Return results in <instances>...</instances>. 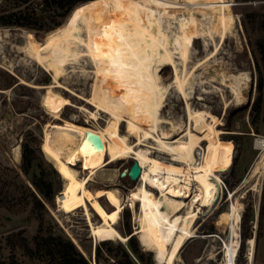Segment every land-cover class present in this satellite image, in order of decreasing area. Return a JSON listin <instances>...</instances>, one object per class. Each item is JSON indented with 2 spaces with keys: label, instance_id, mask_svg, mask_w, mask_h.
<instances>
[{
  "label": "rangeland",
  "instance_id": "374dc122",
  "mask_svg": "<svg viewBox=\"0 0 264 264\" xmlns=\"http://www.w3.org/2000/svg\"><path fill=\"white\" fill-rule=\"evenodd\" d=\"M98 1L99 4L77 6V10L75 8L68 18L78 16L83 20L82 18L97 13L106 15L110 7L109 1ZM118 1L123 2L124 0ZM229 1L232 4L234 23L232 32H229L226 40L220 45L219 54L209 58L207 62L205 61L207 55L214 50L215 43L219 42L218 36H215V42L209 38V41H206L204 37L195 38L188 70L191 71L201 61L205 62L195 72L194 79H197L198 84H195L191 89L193 91L189 89L193 96V106L197 113L198 123H194L193 132L202 134L213 127L224 131L221 137L234 143L233 164H235H232L230 169L219 173L222 183L219 184L216 199L209 206H203L197 214L192 226L194 237L187 240L176 264H224L226 243L232 241L230 212L232 204L237 202L242 205L243 210L241 211L240 242L236 264H247L249 240H254L255 245L252 264H264V220L260 218L264 201V175L261 180L260 193L251 191V184L238 189L260 154V150L255 147V141L258 138H264V101L260 117L256 119L253 113V104L259 95L258 85L261 79L264 100V0ZM179 11L180 14H183L186 9L181 8ZM78 12L81 15H78ZM196 16L201 18L200 14H196ZM47 37L48 33L37 34L15 27L0 28V251L5 258L9 255L10 247L7 245L6 238L14 232H23L24 236L32 241L41 228L40 218H42L45 232L50 229L53 234L70 239L76 246L78 245L79 250L83 251L88 259L92 260L93 264L96 246L105 239L99 237L95 240L82 208L70 214L59 211L56 198L64 187V181L54 167L46 161L41 151V144L46 134L49 142L57 141L59 131L57 128L65 129L71 125L80 128L88 126L95 131L89 132L86 144L72 159L73 166L82 177H85L90 169L107 161V139L104 131L110 114L99 111L94 104L104 94L108 105L112 109L119 110L118 112L124 116V120L121 121L120 133L127 135L128 141L135 147L139 146L140 135L136 131L130 132L128 129L126 119L135 117L129 99L116 97L108 88L104 90L101 82L94 75V67L86 59H81L79 63L73 62L74 67L71 64V66H66L65 74L58 79L61 86L54 84L56 87L53 90L60 93L68 104L60 112L61 119H53L42 105L43 97L48 94L49 90L44 87L37 89L27 84L38 86L52 84L54 70L50 65L48 66L47 61L54 62L58 51L54 48L52 53L47 56L48 58L44 60L46 66H39L32 58L26 56V51H24L30 39L42 44L47 40ZM177 62L182 64L179 59ZM159 73L163 89L156 91L148 98V103L140 113L150 128H152L155 117L167 119L170 123L163 124L161 128L176 137L177 131L186 128L188 121L186 103L175 88L169 87L175 79L174 67H162L159 69ZM239 74L245 77V82L241 86L244 100L238 102L232 99L233 93L230 88L224 86V82L226 85L232 76ZM166 87H169V90L164 91ZM227 101H229L228 108H226ZM93 114L96 116L95 118ZM255 120L256 123H254ZM174 122L182 124L183 128L174 130L172 126L176 125ZM51 124L53 125L50 126ZM158 132L161 134L160 130ZM72 135V140L78 144L79 136ZM143 138L141 142L144 149L151 145L152 148L149 151L153 152L152 155L170 162V156L161 154L159 150L155 149L156 143L153 139H145L144 136ZM214 140V138H209L197 150V164L202 161V155L208 142ZM147 142H150V145ZM24 144L39 149L44 160L45 177L52 182L55 191L53 201L47 205V211L42 214V217H39V213H34L28 206L29 194L22 185L29 184L27 177L21 171ZM63 148L64 152H67L66 146ZM17 154L21 157L20 161L16 158ZM132 163V158L114 162L108 167V171L97 172L94 181L87 184L88 190L96 194L111 187L101 183L102 178L115 179L116 187H114L119 191L123 203V209L115 227L123 236H128L126 234L127 223L130 225L133 235L139 227L137 221L140 204L136 201L132 207L129 201V196L140 184L139 181H132L128 175ZM232 169L234 171L229 174ZM227 174L233 184L231 188L223 179V176ZM237 189L238 191L234 193L233 197H230L229 192H234ZM153 191L155 196H160L158 189ZM99 202L107 211L113 209L106 197L99 198ZM195 207L198 211L196 205ZM185 209L186 207L182 210L183 214L187 210ZM248 209L251 211L250 237L243 242L242 221ZM127 214L129 221H127ZM92 219L95 225L100 223V219L94 213ZM135 237L146 255L148 264H156L154 252L145 249L138 234ZM111 241L115 246L122 244L127 247L128 240L123 242L112 239Z\"/></svg>",
  "mask_w": 264,
  "mask_h": 264
},
{
  "label": "bare ground",
  "instance_id": "6f19581e",
  "mask_svg": "<svg viewBox=\"0 0 264 264\" xmlns=\"http://www.w3.org/2000/svg\"><path fill=\"white\" fill-rule=\"evenodd\" d=\"M108 1L110 7L106 15L97 13L93 16L88 15L82 18L83 20L78 16H72L59 28L50 31L44 43L35 42L34 39L28 41L24 50L26 56L32 58L39 66L47 65L44 60L54 48L58 51V55L54 62L47 61L48 66L50 65L54 70L51 85H27L49 90L43 97L42 105L53 119L59 120L60 112L66 108L68 102L60 93L53 90L56 87L54 84L61 86L58 79L65 74L66 66L86 59L94 67V75L101 82L104 90L108 88L116 97L129 99L135 117L126 119L127 125L130 132L139 133V146L135 147L128 141L127 135L120 133L124 116L118 112L119 110L112 109L108 105L104 94L94 104L99 111L110 114L104 131L107 139V161L90 169L85 177H82L73 166L72 159L86 144L89 132L95 131L88 126L80 128L71 125L65 129L57 128L59 130L57 141L49 142L46 134L41 144V151L46 161L64 181V187L56 198L59 211L70 214L82 208L95 240L100 237L110 241L118 239L126 242L128 236H123L115 227L123 209L121 196L115 188V179L108 180L101 177V183L111 187L96 194L88 190L87 184L94 181L97 172L108 171V167L114 162L127 158L136 161L141 168L137 180L140 184L129 196L132 207L136 201L140 204L137 221L139 227L135 233L139 235L145 249L154 252L156 264H176L187 240L194 237L192 226L197 214L203 206H209L216 199L219 184L222 183L219 173L230 169L233 164L234 143L221 137L224 131L213 127L202 134L195 130L193 132L194 123H198L193 96L189 89H193L194 85L198 84L197 79H194L195 72L205 62L201 61L191 71L188 70L195 38L204 37L206 41L210 39L215 42V36H218L219 42L215 43L214 50L207 55L205 61L219 54L221 43L226 40L233 27L232 4L229 0ZM86 4H99V1L83 3L84 6ZM181 8L186 9L183 14L179 13ZM196 14H200L201 18ZM177 59L182 64H178L180 62H177ZM169 66H173L175 70L174 82L169 87L175 88L182 95L188 118L186 128L184 126L183 130H181L183 125L180 123L174 122L176 125H172L174 130H181L175 131L176 137L161 128L163 124L170 123L167 119L155 117L150 128L140 113L148 103V98L163 89L159 69ZM244 80L245 77L239 74L232 76L226 85L223 81L224 86L231 89L233 100L239 102L243 99L241 86ZM169 87L164 88V91L169 90ZM228 107L229 101L226 103V108ZM93 116L96 117L94 114ZM72 134L79 136L78 144L72 140ZM141 134L145 139H153L156 143L155 149L161 154L170 156V162L152 155L153 152L149 151L152 148L150 142H147L150 146L144 149ZM209 138L215 140L208 142L202 161L197 164V150ZM63 146H66L67 152H64ZM255 147L260 150V154L238 189L251 184V191L260 193L264 175V138H258ZM16 158L19 160L21 157L17 154ZM155 189H158L160 196H155L153 191ZM238 189L234 192L230 191V197H233ZM103 196L113 207L111 211H107L99 202V198ZM189 199L190 201L187 202ZM185 207L187 210L185 209L186 212L183 214L182 210ZM242 210V205L238 202L232 204L230 212L232 241L226 243L224 264H236ZM93 213L100 219L98 225L93 223ZM254 246V240H249L250 264L253 261Z\"/></svg>",
  "mask_w": 264,
  "mask_h": 264
},
{
  "label": "trees",
  "instance_id": "16d2710c",
  "mask_svg": "<svg viewBox=\"0 0 264 264\" xmlns=\"http://www.w3.org/2000/svg\"><path fill=\"white\" fill-rule=\"evenodd\" d=\"M89 1L96 0H0V28L15 27L37 34H47L63 25L77 6ZM262 83L261 79L258 85L259 95L253 104L256 119L260 117L264 101ZM23 147L21 171L30 185H22L29 194L28 206L42 217L47 211V205L53 201L54 187L45 177L44 160L39 149L28 144ZM233 169L229 174H232ZM223 179L230 188L233 187L228 174L224 175ZM250 217L251 211L248 209L242 221L243 242L250 237ZM128 218L127 214V221ZM260 218L264 220V201ZM40 219L41 228L32 241L28 240L23 232H14L7 236L10 253L5 258L0 251V264H92V260L86 258L70 239L55 235L50 229L45 232L43 220ZM126 234L129 236L127 247L122 244L115 246L110 240L100 242L95 250L96 264H148L146 255L128 223Z\"/></svg>",
  "mask_w": 264,
  "mask_h": 264
},
{
  "label": "water",
  "instance_id": "95a60500",
  "mask_svg": "<svg viewBox=\"0 0 264 264\" xmlns=\"http://www.w3.org/2000/svg\"><path fill=\"white\" fill-rule=\"evenodd\" d=\"M72 12H71V14H72ZM140 174H141V168L139 167V164L136 161H133L132 166L130 167L129 172H128L130 179L132 181H137ZM134 235H136V233H134ZM83 255L87 258V256L84 253H83ZM93 262L96 264L95 256L93 258Z\"/></svg>",
  "mask_w": 264,
  "mask_h": 264
},
{
  "label": "built area",
  "instance_id": "2783aa9c",
  "mask_svg": "<svg viewBox=\"0 0 264 264\" xmlns=\"http://www.w3.org/2000/svg\"><path fill=\"white\" fill-rule=\"evenodd\" d=\"M247 259H248V260H247V261H248L247 264H250V259H249V257H248Z\"/></svg>",
  "mask_w": 264,
  "mask_h": 264
}]
</instances>
